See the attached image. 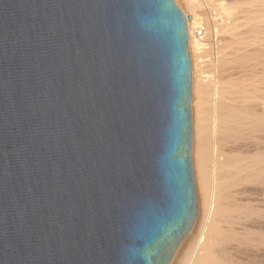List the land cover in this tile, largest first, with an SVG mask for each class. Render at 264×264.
I'll return each instance as SVG.
<instances>
[{
  "label": "water",
  "instance_id": "95a60500",
  "mask_svg": "<svg viewBox=\"0 0 264 264\" xmlns=\"http://www.w3.org/2000/svg\"><path fill=\"white\" fill-rule=\"evenodd\" d=\"M175 0H0V264H169L196 219Z\"/></svg>",
  "mask_w": 264,
  "mask_h": 264
},
{
  "label": "bare ground",
  "instance_id": "6f19581e",
  "mask_svg": "<svg viewBox=\"0 0 264 264\" xmlns=\"http://www.w3.org/2000/svg\"><path fill=\"white\" fill-rule=\"evenodd\" d=\"M191 60L196 219L169 264H264V0H176Z\"/></svg>",
  "mask_w": 264,
  "mask_h": 264
},
{
  "label": "rangeland",
  "instance_id": "374dc122",
  "mask_svg": "<svg viewBox=\"0 0 264 264\" xmlns=\"http://www.w3.org/2000/svg\"><path fill=\"white\" fill-rule=\"evenodd\" d=\"M176 1V0H175ZM177 3V2H176ZM178 7L182 10V8L180 7V5L177 3ZM183 12V10H182ZM184 13V12H183ZM185 15V14H184ZM186 17V16H185ZM187 19V18H186Z\"/></svg>",
  "mask_w": 264,
  "mask_h": 264
}]
</instances>
